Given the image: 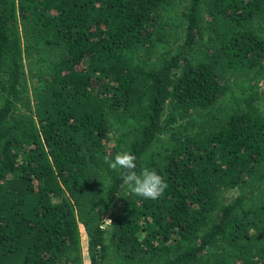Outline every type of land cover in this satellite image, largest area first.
I'll return each instance as SVG.
<instances>
[{
	"label": "trees",
	"instance_id": "trees-1",
	"mask_svg": "<svg viewBox=\"0 0 264 264\" xmlns=\"http://www.w3.org/2000/svg\"><path fill=\"white\" fill-rule=\"evenodd\" d=\"M262 82L264 0H0V264H264Z\"/></svg>",
	"mask_w": 264,
	"mask_h": 264
},
{
	"label": "clouds",
	"instance_id": "clouds-1",
	"mask_svg": "<svg viewBox=\"0 0 264 264\" xmlns=\"http://www.w3.org/2000/svg\"><path fill=\"white\" fill-rule=\"evenodd\" d=\"M137 157L127 151L117 153L114 158L105 156V163L109 168L121 171L123 186L126 187L133 195L143 199L157 200L166 191L168 185L163 176L158 174L154 169L143 168L139 173L135 171ZM104 185V184H103ZM101 230L113 227L110 219H102Z\"/></svg>",
	"mask_w": 264,
	"mask_h": 264
},
{
	"label": "rangeland",
	"instance_id": "rangeland-1",
	"mask_svg": "<svg viewBox=\"0 0 264 264\" xmlns=\"http://www.w3.org/2000/svg\"><path fill=\"white\" fill-rule=\"evenodd\" d=\"M178 46H174V51H176ZM89 64V63H88ZM114 85L113 82H108L105 85H98L94 88L93 93L95 94H101L103 96H107V94L112 93L108 92V88L110 86ZM259 108L264 109V82L261 83V94H260V100H259ZM239 194V191L237 189L231 190L226 193V201L227 203H230L237 195ZM81 231V237H82V250H83V264H91V261L88 256V243H89V238L86 234V231L83 226L80 227Z\"/></svg>",
	"mask_w": 264,
	"mask_h": 264
}]
</instances>
